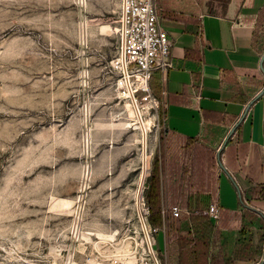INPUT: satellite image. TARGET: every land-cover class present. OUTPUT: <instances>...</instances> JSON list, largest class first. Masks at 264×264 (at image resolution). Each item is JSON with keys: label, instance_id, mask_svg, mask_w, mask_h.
<instances>
[{"label": "rangeland", "instance_id": "rangeland-1", "mask_svg": "<svg viewBox=\"0 0 264 264\" xmlns=\"http://www.w3.org/2000/svg\"><path fill=\"white\" fill-rule=\"evenodd\" d=\"M120 4L0 0V264H110L142 248L135 231L138 176L123 172L142 155V134L127 127L133 118L113 62ZM141 106L149 123L147 219L159 118L158 109ZM225 192L220 183L222 198ZM174 235H154L163 264L172 261ZM212 237L211 229L209 245Z\"/></svg>", "mask_w": 264, "mask_h": 264}, {"label": "crops", "instance_id": "crops-1", "mask_svg": "<svg viewBox=\"0 0 264 264\" xmlns=\"http://www.w3.org/2000/svg\"><path fill=\"white\" fill-rule=\"evenodd\" d=\"M156 4L172 40L175 68L156 72L150 81L159 118L153 158L160 213L164 208L181 210L179 219L166 224L161 213V227L156 229L162 232L165 227L185 239L194 233L190 216L215 201L219 219L207 218L213 236L207 264L220 255L224 264H259L264 255V95L221 151L224 170L216 154L246 105L264 88L259 69L264 0ZM220 183L226 191L223 198ZM163 244L165 248L164 237ZM192 254L195 263L198 252ZM180 256L175 240L170 264H179Z\"/></svg>", "mask_w": 264, "mask_h": 264}, {"label": "built area", "instance_id": "built-area-1", "mask_svg": "<svg viewBox=\"0 0 264 264\" xmlns=\"http://www.w3.org/2000/svg\"><path fill=\"white\" fill-rule=\"evenodd\" d=\"M124 15V59L129 84L138 110L140 111L143 107L141 104H144L148 106L151 111H156V109H158V101L152 94L150 81L156 72L160 71L165 73L175 68V64L171 57L172 40L162 27L160 9L156 4V0H125ZM86 38L87 29L84 28L82 30L83 43ZM113 62L115 69H117L120 74V79L125 82L122 75L120 49L118 57L115 58ZM81 74L82 83L84 85L87 80L88 71H82ZM136 96H138V100ZM161 213L165 224L168 223L170 219L176 220L181 216V210L178 207L164 208L161 210ZM201 213L212 221H217L219 219V208L215 201H212ZM147 227L157 264H163L159 258L158 252L154 249L157 245L154 235L159 231L156 228H152L148 223ZM162 232H167L165 227L162 228ZM109 262L110 264H155L146 246L145 249L141 248L140 251L136 249L133 257L113 256Z\"/></svg>", "mask_w": 264, "mask_h": 264}, {"label": "trees", "instance_id": "trees-1", "mask_svg": "<svg viewBox=\"0 0 264 264\" xmlns=\"http://www.w3.org/2000/svg\"><path fill=\"white\" fill-rule=\"evenodd\" d=\"M157 162L156 159L152 162V170L147 181V189L145 190V200L148 208V223L153 228L161 227V213H160V197L158 191L157 181ZM190 221L194 227L193 237L189 240L182 239L178 235L173 238L178 242L181 248V256L179 264H207L206 250L208 246L209 234L212 229L207 217L203 216L201 212H194L190 216ZM198 252L197 261L192 263L190 257L192 253ZM210 264H224L223 258L218 256L216 260H211Z\"/></svg>", "mask_w": 264, "mask_h": 264}, {"label": "water", "instance_id": "water-1", "mask_svg": "<svg viewBox=\"0 0 264 264\" xmlns=\"http://www.w3.org/2000/svg\"><path fill=\"white\" fill-rule=\"evenodd\" d=\"M124 12H125V0H122V2H121V27H120V59H121L122 75L125 79V85H126L127 93L129 95V101H130L131 106L134 110L138 125L140 126L141 134H142V138H141V141H142L141 176H140L139 183H138L137 190H136L135 209H136V214H137V218H138V221L140 224V229H141V233H142V237L144 239L146 249H147L150 257L154 261V263L157 264V261H156V258H155V255H154V252L152 249L151 241H150V235L148 233L146 218L144 217V214H142V210L140 207V201H141V196H142L143 189H144V183H145V179L147 177V172H146L147 171V167H146V135H147V132L145 130V127H144V124L142 121V117H141L140 112L138 110V107H137V104H136L132 89L130 87L128 77H127V71H126L125 59H124V39H125V35H124L125 15H124ZM259 69L264 76V52H263L262 57L260 59ZM263 95H264V88L253 99H251L249 101V103L246 105L242 115L240 116L238 121L235 123V125L230 129V131L227 134L225 140L223 141L220 149L218 150V152L216 154V158L218 160V165L222 170H224V169L222 168V166L220 165V162H219L221 151L225 148L228 140L231 138V136L234 134L236 129L239 127V125L242 123V121L246 117V114L249 111L250 107ZM259 264H264V255H263V258Z\"/></svg>", "mask_w": 264, "mask_h": 264}, {"label": "bare ground", "instance_id": "bare-ground-1", "mask_svg": "<svg viewBox=\"0 0 264 264\" xmlns=\"http://www.w3.org/2000/svg\"><path fill=\"white\" fill-rule=\"evenodd\" d=\"M121 82L119 83L121 88L123 89V95L124 97L126 98V107L128 108V111H129V114H130V117L133 118V123L132 124H128L127 127H133L132 129L134 130L135 134H137V132L141 133L140 132V126L138 125V122H137V119H136V116H135V113H134V110L130 104V101H129V95L126 91V86H125V82L121 79L120 80ZM121 89V90H122ZM145 111V110H144ZM140 112V115H142V111H139ZM142 117V116H141ZM142 121H143V124H144V127H145V130L147 132V129H148V126H149V123L147 120H144L142 118ZM141 142V140H140ZM149 156L147 155V161L149 162ZM141 150H140V153L138 156H136L135 158H130L125 164H124V169L123 172H125V174L129 175L131 172H133V174H135L136 176H138V178L136 179L137 181V184H138V181H139V177H140V173L138 174V170L141 168ZM140 167V168H139ZM140 171V170H139ZM127 172V173H126ZM130 187H131V181L128 183L127 187H124L125 190H128L130 191ZM134 192V190H133ZM140 207H141V210H142V214H144V208L142 206V196H141V201H140ZM145 216V214H144ZM135 231L137 232H141V229H140V224H139V221L137 220V223H136V226H135ZM139 230V231H138ZM136 234V233H135ZM140 234V233H139ZM142 234V233H141ZM141 237V247L142 249H145V243H144V239L141 235H139ZM85 238V237H84ZM136 244H138L136 242ZM135 254V252H131V253H126V256H129V257H133ZM117 257V256H116Z\"/></svg>", "mask_w": 264, "mask_h": 264}]
</instances>
